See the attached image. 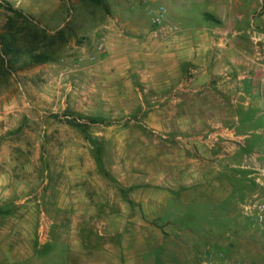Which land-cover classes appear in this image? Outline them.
Returning a JSON list of instances; mask_svg holds the SVG:
<instances>
[{
	"label": "rangeland",
	"instance_id": "374dc122",
	"mask_svg": "<svg viewBox=\"0 0 264 264\" xmlns=\"http://www.w3.org/2000/svg\"><path fill=\"white\" fill-rule=\"evenodd\" d=\"M30 29L47 35L31 48L55 61L23 57L0 74V189L27 196L0 201H25L31 221L9 230L14 256L264 264V93L252 87L264 0H0V34L29 46ZM172 35L190 42L185 61L149 60L126 77L102 62L121 39L182 53Z\"/></svg>",
	"mask_w": 264,
	"mask_h": 264
},
{
	"label": "crops",
	"instance_id": "0c3cea01",
	"mask_svg": "<svg viewBox=\"0 0 264 264\" xmlns=\"http://www.w3.org/2000/svg\"><path fill=\"white\" fill-rule=\"evenodd\" d=\"M156 37H159L158 34H156ZM171 37L173 38L171 40L173 44L171 47L178 49L182 48V53H175L174 55H170L169 53L163 54V52H161L160 50L164 49L165 47L169 48L170 45L164 42H160V37L156 40H153L152 42L141 40L131 42L127 39H121L120 44L117 47L119 49L118 53H113V49L115 48H110V51H108V53H104L102 55V62L103 64L109 61L111 62L112 67L106 69L107 72H109L111 75L113 73L112 70H115L117 72V69H114V67L120 64L118 72L121 76L126 77L128 75H131V73L133 72H139L136 70V65H140V67L142 68V65H144L149 60L154 61V59H163L164 62H168L169 60L171 61L175 58H179V60L185 61L186 53L189 52L188 50L190 48V42L187 44L185 38H182L180 36H167V38L170 39ZM116 56L118 57V60H113ZM96 66L97 64L95 63L93 67L96 68ZM143 70H145V73H148V70L146 68H144ZM174 70L176 74L179 73L180 75H183V68L178 66L173 67V65L168 66L164 64L163 71L166 72L165 76H167L168 74H172ZM255 77L257 78L252 84V87L255 91H262L264 93V72L256 73ZM11 196L24 198L27 197L25 190L16 192L0 189V199L10 198ZM5 202L6 201H0V264H14L16 261L18 262V264H21L22 262H25L26 259H24V254H22L23 252H21L22 256L19 258H16L14 256L15 252L10 247V244H12L13 241H11V239L9 238V230L14 227L25 229V224L27 223L28 225H30L31 221L24 215L26 214V206L24 205L25 201H20L16 203V205H10Z\"/></svg>",
	"mask_w": 264,
	"mask_h": 264
},
{
	"label": "trees",
	"instance_id": "16d2710c",
	"mask_svg": "<svg viewBox=\"0 0 264 264\" xmlns=\"http://www.w3.org/2000/svg\"><path fill=\"white\" fill-rule=\"evenodd\" d=\"M91 1L99 5H101L102 3V0ZM15 12L18 16L23 17V14L20 11ZM28 34L29 46L27 44H24V46L20 44L18 34H0V74L5 76L6 78L11 76V74L14 72V60H19L24 57L29 59L34 64H42L55 61V59L46 52H39L35 48H31V45L44 42V40L47 38L45 32L42 36V33H38V31L30 29ZM66 34V29L62 28L58 31L56 38L60 39L61 41H66Z\"/></svg>",
	"mask_w": 264,
	"mask_h": 264
},
{
	"label": "built area",
	"instance_id": "2783aa9c",
	"mask_svg": "<svg viewBox=\"0 0 264 264\" xmlns=\"http://www.w3.org/2000/svg\"><path fill=\"white\" fill-rule=\"evenodd\" d=\"M166 11L161 10V13L155 19V23L161 24L165 19ZM255 221L258 225L264 228V202L259 203L255 206Z\"/></svg>",
	"mask_w": 264,
	"mask_h": 264
}]
</instances>
